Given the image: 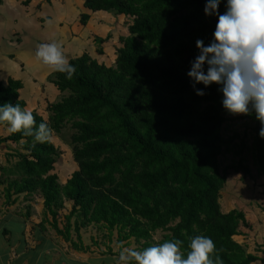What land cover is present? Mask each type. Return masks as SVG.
I'll return each mask as SVG.
<instances>
[{
  "label": "trees",
  "instance_id": "1",
  "mask_svg": "<svg viewBox=\"0 0 264 264\" xmlns=\"http://www.w3.org/2000/svg\"><path fill=\"white\" fill-rule=\"evenodd\" d=\"M206 0H85L93 11L107 10L132 18L129 35L121 37L115 64H107L88 52L72 56L71 79L54 71V86L67 93L48 103L49 120L32 109L37 129L41 122L50 133L41 141L33 135L10 132L0 122V147L22 142L18 161L1 167L0 184L8 201L13 194L41 193L57 225L59 209L73 204L66 216L64 234L95 224L112 240L135 239L140 249L165 240L183 241L190 250L196 235L210 236L222 264H253L261 258L248 251L234 235L248 224L244 209H223L222 191L229 175H252L254 165L264 174V138L255 111L245 117L254 122L250 137L234 129L225 134L232 113L222 105L219 85L213 82L197 95L187 75L198 54L197 38L208 44L218 20L205 15ZM219 11H225L222 0ZM90 13L84 12L83 23ZM103 38H97V41ZM21 78L0 80V104L11 102L27 108L21 96ZM30 110V109H29ZM71 122L74 159L78 168L66 180L54 172L62 150L52 141ZM235 159L222 168L221 155ZM238 157V159H236ZM8 175L3 178V176ZM10 175L14 176L12 179ZM29 214V213H28ZM40 227L44 231L45 220ZM163 231L156 240L154 234ZM8 231V230H6ZM63 232L62 230H59ZM74 247L81 248L77 242Z\"/></svg>",
  "mask_w": 264,
  "mask_h": 264
},
{
  "label": "rangeland",
  "instance_id": "2",
  "mask_svg": "<svg viewBox=\"0 0 264 264\" xmlns=\"http://www.w3.org/2000/svg\"><path fill=\"white\" fill-rule=\"evenodd\" d=\"M84 12L91 15L86 23L82 20ZM131 22L129 16L113 11H93L85 6V0H0V80L6 82L9 76L21 78L24 83L21 96L27 100V108L39 111L49 120L51 112L48 103L60 100L67 93L54 86L55 70L37 58L38 45L55 41L62 46L68 60L88 52L100 61L115 64L117 49L123 44L121 37L129 35ZM97 38L103 39L100 42ZM71 124L68 122L60 132L54 131L51 136L62 150L54 169L61 183L66 182L78 168L71 138L75 129ZM253 124L242 113L231 114L224 125V132L231 134L236 129L250 137ZM6 134L8 129L1 128L0 135ZM20 150H24L22 142L8 141L1 145L0 175L1 167H10L18 161L17 151ZM220 157L222 168L235 159L232 153ZM248 157L253 168L252 175L246 178H243L242 172L229 175L222 191L221 204L225 210L233 207L244 209L248 224L240 225L241 231L234 237L248 251L264 258V174L254 165L251 154ZM72 208V202L66 201L65 206L59 209L57 225L63 231L60 232L53 224L54 216L46 208L41 193L13 194L8 201L4 185L0 184L1 257L6 250L5 258L12 259V245L20 244L23 238L26 240L24 247L35 249L30 250V256L38 253V258H29V264H121L119 252L122 247L139 250L140 245L133 237L129 243L127 240L120 241L116 230L112 240L105 236L106 229L99 230L95 224L81 227L77 232L74 227L77 215L71 217V234L67 238L64 234L66 216L70 215ZM43 219L44 231L40 227ZM22 227L24 237H21ZM162 235L163 231L159 230L154 237L159 240ZM74 242L82 247H74ZM253 264H264V260L259 259Z\"/></svg>",
  "mask_w": 264,
  "mask_h": 264
},
{
  "label": "clouds",
  "instance_id": "3",
  "mask_svg": "<svg viewBox=\"0 0 264 264\" xmlns=\"http://www.w3.org/2000/svg\"><path fill=\"white\" fill-rule=\"evenodd\" d=\"M222 0H206L203 11L218 17L213 38L208 44L197 38L198 54L190 61L187 75L197 95L205 90L196 87L215 82L219 85L223 107L232 114L255 111L261 121L259 135L264 138V0H224L225 11H219ZM36 56L43 64L64 72L71 79L75 66L66 58L62 46L53 41L41 43ZM0 122H7L10 132H22L43 140L50 129L41 122L37 129L31 110L19 104H0ZM183 241L165 240L143 249L122 247L121 264H222L216 244L210 236L196 235L186 256L181 251Z\"/></svg>",
  "mask_w": 264,
  "mask_h": 264
},
{
  "label": "crops",
  "instance_id": "4",
  "mask_svg": "<svg viewBox=\"0 0 264 264\" xmlns=\"http://www.w3.org/2000/svg\"><path fill=\"white\" fill-rule=\"evenodd\" d=\"M241 227L242 226H240V228ZM6 229H8V228H6ZM24 233H25L24 232V227H22L21 237H24ZM23 243H26L25 238L20 239V244H18V245L16 244L17 246L16 245H14V246L12 245V247H11L12 248V259H6L5 258V252H6V250L4 251L2 257H1V252H0V257H1V260L0 261L2 262V264H29L28 260H29L30 257L33 258V256H34L35 258H38V253H36L33 256H30V253H29L30 250H35V249H27V246L24 247V244ZM13 247H15V248H13ZM32 247L33 246H30L29 248H32ZM36 249H38V248H36ZM13 251H15V253H13Z\"/></svg>",
  "mask_w": 264,
  "mask_h": 264
}]
</instances>
